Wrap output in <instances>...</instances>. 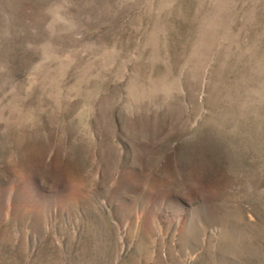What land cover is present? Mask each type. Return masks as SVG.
<instances>
[{"label":"rangeland","instance_id":"374dc122","mask_svg":"<svg viewBox=\"0 0 264 264\" xmlns=\"http://www.w3.org/2000/svg\"><path fill=\"white\" fill-rule=\"evenodd\" d=\"M0 264H264V0H0Z\"/></svg>","mask_w":264,"mask_h":264}]
</instances>
